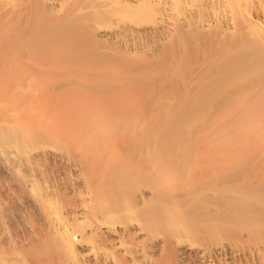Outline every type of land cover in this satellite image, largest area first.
I'll list each match as a JSON object with an SVG mask.
<instances>
[{
  "label": "bare ground",
  "instance_id": "bare-ground-1",
  "mask_svg": "<svg viewBox=\"0 0 264 264\" xmlns=\"http://www.w3.org/2000/svg\"><path fill=\"white\" fill-rule=\"evenodd\" d=\"M0 264H264V0H0Z\"/></svg>",
  "mask_w": 264,
  "mask_h": 264
}]
</instances>
